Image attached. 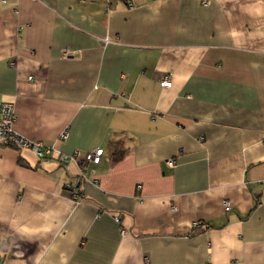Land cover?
Listing matches in <instances>:
<instances>
[{
  "label": "crops",
  "instance_id": "0c3cea01",
  "mask_svg": "<svg viewBox=\"0 0 264 264\" xmlns=\"http://www.w3.org/2000/svg\"><path fill=\"white\" fill-rule=\"evenodd\" d=\"M0 101L104 150L0 143V264H264V0H8Z\"/></svg>",
  "mask_w": 264,
  "mask_h": 264
},
{
  "label": "built area",
  "instance_id": "2783aa9c",
  "mask_svg": "<svg viewBox=\"0 0 264 264\" xmlns=\"http://www.w3.org/2000/svg\"><path fill=\"white\" fill-rule=\"evenodd\" d=\"M8 0H0L1 4H7ZM105 41H109L106 39ZM63 56L65 58L69 57V51L63 50ZM32 78H29L31 80ZM163 87L171 86V81L168 77H165L163 82L161 83ZM17 120L15 106L10 102L0 101V143L10 145L18 150H29L33 152V154L39 160H49L55 156L58 157V160L62 164H68L71 162H77L79 166H83L84 164H99L102 160V156L104 154L103 149H97L93 152L86 154L83 158H78V153L74 155H66L59 151L56 147V144H45L42 141H34L30 140L21 134H19L15 130V123ZM68 138V130H65L61 133L58 141H64ZM203 139V138H202ZM167 165L171 168H175L177 163L175 160L170 159L167 161ZM86 179L85 172H81L79 177H77L73 183L67 185V189L70 194L74 196L77 195V190L82 184V182ZM226 211H229L231 206L228 201L224 203ZM116 221H119V218H115ZM194 227L198 226V222L193 223ZM123 235H126V230H122Z\"/></svg>",
  "mask_w": 264,
  "mask_h": 264
}]
</instances>
